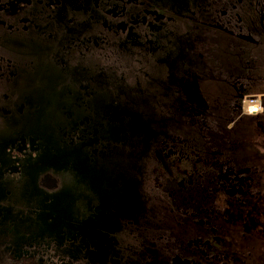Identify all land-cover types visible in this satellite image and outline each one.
Returning <instances> with one entry per match:
<instances>
[{
	"label": "flooded vegetation",
	"instance_id": "1",
	"mask_svg": "<svg viewBox=\"0 0 264 264\" xmlns=\"http://www.w3.org/2000/svg\"><path fill=\"white\" fill-rule=\"evenodd\" d=\"M261 227L264 0H0V264H245Z\"/></svg>",
	"mask_w": 264,
	"mask_h": 264
},
{
	"label": "trees",
	"instance_id": "2",
	"mask_svg": "<svg viewBox=\"0 0 264 264\" xmlns=\"http://www.w3.org/2000/svg\"><path fill=\"white\" fill-rule=\"evenodd\" d=\"M245 264H264V229L261 227L255 237L246 243Z\"/></svg>",
	"mask_w": 264,
	"mask_h": 264
},
{
	"label": "bare ground",
	"instance_id": "3",
	"mask_svg": "<svg viewBox=\"0 0 264 264\" xmlns=\"http://www.w3.org/2000/svg\"><path fill=\"white\" fill-rule=\"evenodd\" d=\"M246 106V105H245ZM255 108V106H253V105H249V109H248V111H251V110H253Z\"/></svg>",
	"mask_w": 264,
	"mask_h": 264
},
{
	"label": "rangeland",
	"instance_id": "4",
	"mask_svg": "<svg viewBox=\"0 0 264 264\" xmlns=\"http://www.w3.org/2000/svg\"><path fill=\"white\" fill-rule=\"evenodd\" d=\"M248 101L247 99L245 100V102ZM245 102H243V107H244V110H245ZM249 102V101H248ZM246 111V110H245Z\"/></svg>",
	"mask_w": 264,
	"mask_h": 264
}]
</instances>
